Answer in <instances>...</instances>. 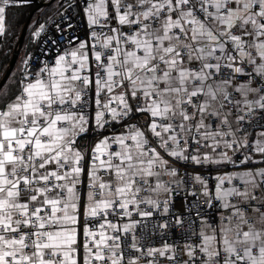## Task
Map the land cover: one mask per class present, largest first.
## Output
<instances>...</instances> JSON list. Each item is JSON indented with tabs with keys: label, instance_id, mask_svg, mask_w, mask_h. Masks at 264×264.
<instances>
[{
	"label": "snow or ice",
	"instance_id": "6c2138e0",
	"mask_svg": "<svg viewBox=\"0 0 264 264\" xmlns=\"http://www.w3.org/2000/svg\"><path fill=\"white\" fill-rule=\"evenodd\" d=\"M56 2L0 83V264H264V0Z\"/></svg>",
	"mask_w": 264,
	"mask_h": 264
},
{
	"label": "trees",
	"instance_id": "16d2710c",
	"mask_svg": "<svg viewBox=\"0 0 264 264\" xmlns=\"http://www.w3.org/2000/svg\"><path fill=\"white\" fill-rule=\"evenodd\" d=\"M62 2L65 4V6L67 5L68 2H70V0H62ZM62 8L59 7V4L56 2V0H54L52 2V7L45 9V11L47 12L48 16H54L55 14H57ZM23 11V17H20V12L13 10L12 13V22L15 23V21L19 18L20 19V23L13 29V35L9 38V40L7 41L6 45H0V52H2L3 54L0 55V81L5 73V71L7 70L8 64L10 62V59L12 57L13 51L15 49L17 40L20 36V32L29 16V14L31 12H34L33 9L29 8L26 10H21ZM39 19L40 23H44L45 20L47 19V16H43L41 15L40 12H35L34 15L31 16V20H35V19ZM32 32V28H28L26 31V35L25 38L23 40L22 46L18 52V56L16 59V62L13 66V69L11 70L7 80L5 81L6 84L11 85L13 83V79L12 77L15 75V71L17 69V67L19 66L20 62L22 59L25 58V56L31 52L33 45H34V40L30 37V33Z\"/></svg>",
	"mask_w": 264,
	"mask_h": 264
},
{
	"label": "built area",
	"instance_id": "2783aa9c",
	"mask_svg": "<svg viewBox=\"0 0 264 264\" xmlns=\"http://www.w3.org/2000/svg\"><path fill=\"white\" fill-rule=\"evenodd\" d=\"M66 7H67V5L65 6V8ZM64 11H65V9L62 8L57 14L52 16V22H50L47 25V32L42 33L41 37L38 40L34 39V45H33V48L31 50V54L34 57L46 59L47 57L44 55L45 50L47 51V53L53 54L54 53V46L51 43L53 40L58 41L60 44L65 43V40L67 39V37L69 35V32L66 31L64 33H61L60 31H58L56 29V23H59L61 25V27H66L67 23H69V22H71L73 24L80 23V21H78L77 18L75 16H73L71 10H68V12H67V16L72 17L71 21H68L67 19H61L60 13H63ZM81 35H82V33H81ZM62 37H64V39H62ZM182 204H183L182 199H180L178 197L177 201H176V210L178 212L184 211V208L181 207Z\"/></svg>",
	"mask_w": 264,
	"mask_h": 264
},
{
	"label": "water",
	"instance_id": "95a60500",
	"mask_svg": "<svg viewBox=\"0 0 264 264\" xmlns=\"http://www.w3.org/2000/svg\"><path fill=\"white\" fill-rule=\"evenodd\" d=\"M53 1H54V0H52V2H53ZM32 13H33V12H31L30 14H32ZM30 14H29V16H28V18H27L25 24H26L27 22H29V20L31 19V16H32V15H30ZM25 24H24V26H23V28H22V30H21V32H20V36H19V38H18V40H17L16 46H15V49H14V51H13L12 57H11V59H10V62H9V64H8L7 70L5 71V73H4V75H3V77H2V79H1V81H0V83H5V81L7 80V79L5 80V77L8 78V76H9V74H10L11 70L13 69V66H14V64H15V62H16V59H17V56H18V52H19V50H20V48H21V46H22L23 40H24L25 35H26V31H27V29H28V28H25Z\"/></svg>",
	"mask_w": 264,
	"mask_h": 264
},
{
	"label": "rangeland",
	"instance_id": "374dc122",
	"mask_svg": "<svg viewBox=\"0 0 264 264\" xmlns=\"http://www.w3.org/2000/svg\"><path fill=\"white\" fill-rule=\"evenodd\" d=\"M30 37L34 40V37L32 36V32L30 33Z\"/></svg>",
	"mask_w": 264,
	"mask_h": 264
},
{
	"label": "crops",
	"instance_id": "0c3cea01",
	"mask_svg": "<svg viewBox=\"0 0 264 264\" xmlns=\"http://www.w3.org/2000/svg\"><path fill=\"white\" fill-rule=\"evenodd\" d=\"M84 143H85V144H87V143H88V141H87V140H85V141H84Z\"/></svg>",
	"mask_w": 264,
	"mask_h": 264
}]
</instances>
